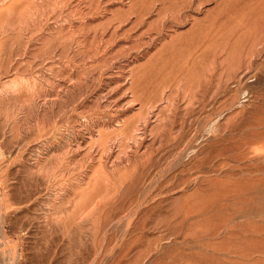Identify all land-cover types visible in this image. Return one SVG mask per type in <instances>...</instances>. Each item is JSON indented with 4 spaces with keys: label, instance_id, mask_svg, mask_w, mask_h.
<instances>
[{
    "label": "rangeland",
    "instance_id": "obj_1",
    "mask_svg": "<svg viewBox=\"0 0 264 264\" xmlns=\"http://www.w3.org/2000/svg\"><path fill=\"white\" fill-rule=\"evenodd\" d=\"M0 264H264V0H0Z\"/></svg>",
    "mask_w": 264,
    "mask_h": 264
},
{
    "label": "bare ground",
    "instance_id": "obj_2",
    "mask_svg": "<svg viewBox=\"0 0 264 264\" xmlns=\"http://www.w3.org/2000/svg\"><path fill=\"white\" fill-rule=\"evenodd\" d=\"M146 6H147V5H146ZM146 6H145V7H146ZM194 6H195V5H194ZM194 8H195V7H194ZM144 9H145V8H144ZM188 10H189V9H188ZM143 13H144V12H143ZM169 16H170V15H169ZM163 18H164V17H163ZM163 18H162V19H163ZM162 21H163V20H162ZM148 91H149V90H148ZM147 128H148V127H147ZM127 135H128V134H127Z\"/></svg>",
    "mask_w": 264,
    "mask_h": 264
}]
</instances>
